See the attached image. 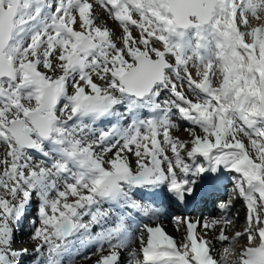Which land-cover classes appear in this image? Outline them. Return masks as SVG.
I'll list each match as a JSON object with an SVG mask.
<instances>
[{"label": "snow or ice", "instance_id": "snow-or-ice-1", "mask_svg": "<svg viewBox=\"0 0 264 264\" xmlns=\"http://www.w3.org/2000/svg\"><path fill=\"white\" fill-rule=\"evenodd\" d=\"M221 169L219 217H171L179 239L137 223L160 214L138 191L182 210ZM33 196L36 264H75L77 242L88 264H264V0H0V264L29 254Z\"/></svg>", "mask_w": 264, "mask_h": 264}, {"label": "bare ground", "instance_id": "bare-ground-1", "mask_svg": "<svg viewBox=\"0 0 264 264\" xmlns=\"http://www.w3.org/2000/svg\"><path fill=\"white\" fill-rule=\"evenodd\" d=\"M100 12V10H97ZM99 24H106L107 27H109L116 35L120 34V29L114 21L109 19L106 14H102L100 16V19L97 21ZM164 97L162 96L161 99ZM62 106V105H61ZM119 111H123V107L118 109ZM143 116H147L148 113L144 112L142 113ZM173 120L179 125L178 129H173L172 134L174 136H178L181 139H189L188 132L186 129L194 127L191 125L189 121L183 120L179 117L178 114L173 116ZM128 123V120L124 121V124L126 125ZM108 122H104L102 124H98L97 127H103L107 129L109 127ZM197 131H199L197 129ZM129 159L132 161L133 167H135V159L134 157H129ZM202 159V158H201ZM212 176L213 174H209ZM235 175L234 173H227L225 170L221 169L220 173L215 174L216 179H214L210 186L207 187V194L198 197L195 201L191 202L186 208L181 206L184 213L180 212V210L177 209V205L175 203H172L166 193L164 191H161L159 193H150V192H144V191H138L137 192V198H143L145 201L154 202L155 207L159 209V216L156 218H146L142 217L138 214H133L137 223H159L163 226L164 231L175 237L176 239L180 238V232L176 230V227L174 223L172 222L171 217L176 215H189L193 219H211L215 217H219L221 215L219 209L216 207V197L217 196H223L226 198L228 191L232 188V177ZM203 185V182H202ZM213 203V209L212 211H209L208 205L209 203ZM107 207V205H104ZM37 208H38V198L36 196H33L32 201L27 205L26 210H24V214L20 218L19 224L15 228V239L16 244L14 245L17 248L25 247L29 250V253L33 252L34 249V242L31 240V234L33 231V225L32 221H38L37 216ZM182 213V214H181ZM117 213H113V217L110 218L109 223H114L115 215ZM230 217L233 219L236 231H242L243 227L245 226V216H246V209L244 206V203L242 199L237 198L234 203L233 207L229 211ZM94 232L96 229L93 230ZM231 234V232L229 233ZM17 235V236H16ZM245 243V239H240L237 243V248H239L240 245ZM98 245L95 244V242H88L84 245H80L79 242H77V248L73 251V258L75 260V264H88V261H85L83 259L84 256L89 255L91 252H94L96 247ZM216 247L219 248L220 245L216 244ZM46 251V249H45ZM31 260L24 259L21 260L22 264H36V261L38 258L37 255L34 253V255H31ZM26 260V261H25ZM128 253L127 251H121L119 262L118 264H128ZM64 264H68V259H64Z\"/></svg>", "mask_w": 264, "mask_h": 264}, {"label": "rangeland", "instance_id": "rangeland-1", "mask_svg": "<svg viewBox=\"0 0 264 264\" xmlns=\"http://www.w3.org/2000/svg\"><path fill=\"white\" fill-rule=\"evenodd\" d=\"M213 205H214L213 203H211V202L209 203V205H208L209 211H212V209H213ZM25 210H26V208H25ZM180 212L184 213V212L181 211V210H180ZM182 213H181V214H182ZM16 236H17V235H16ZM32 254L34 255L33 252H32V253H29L28 255L22 257L21 260H23V261H24V259L31 260V258H32L31 255H32ZM36 258H37V257H36ZM25 261H26V260H25Z\"/></svg>", "mask_w": 264, "mask_h": 264}]
</instances>
